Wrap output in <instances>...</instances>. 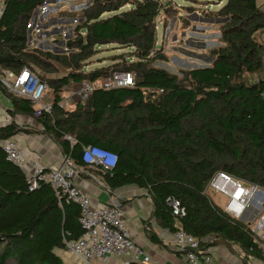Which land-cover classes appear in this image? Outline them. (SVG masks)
<instances>
[{"label":"trees","instance_id":"obj_1","mask_svg":"<svg viewBox=\"0 0 264 264\" xmlns=\"http://www.w3.org/2000/svg\"><path fill=\"white\" fill-rule=\"evenodd\" d=\"M47 1L4 0L0 17V94L11 104V121L0 126V264H65L58 252L83 232L77 204L57 197L48 184L30 190L24 171L7 160L1 143L36 131L15 117L38 123L36 132L83 170L81 179L101 176L112 192L129 185L145 190L159 228L172 235L182 230L202 249L234 245L264 262L250 227L226 215L211 197L219 195L206 189L217 172L264 189V11L258 0H203L217 7L204 14L220 20L219 45L207 52L210 67L179 75L153 66L164 60L155 48L156 20L163 13L166 25L177 15L174 1L162 7L159 0H91L74 14L65 12L83 21L61 54L27 45L31 17ZM180 1L188 3L182 6L187 13L203 2ZM103 46L128 51L86 71ZM24 68L47 84L51 113L35 116L30 100L2 84L5 72L18 75ZM115 72L135 73L134 86L96 90L69 108L58 106L70 87ZM86 146L114 153V168L85 165ZM168 200L178 201L184 214L173 215Z\"/></svg>","mask_w":264,"mask_h":264},{"label":"built area","instance_id":"obj_2","mask_svg":"<svg viewBox=\"0 0 264 264\" xmlns=\"http://www.w3.org/2000/svg\"><path fill=\"white\" fill-rule=\"evenodd\" d=\"M3 3L4 0H0V17ZM134 80L135 73L115 72L93 83L83 82L73 86L69 98L71 102H83L96 90L132 87ZM1 82L8 92L30 100L35 116L51 113L52 103L44 101L47 84L27 68L18 75L5 72ZM262 96L264 98V90ZM71 102L62 99L58 106L65 108ZM1 146L7 160L24 171L30 190L37 188L40 183L48 184L57 197H63L66 202L79 206V223L83 232L77 239L65 241L64 249L58 252L65 264H107L112 258L120 259L122 264L138 261L151 264L150 258L131 239L124 209L118 202L94 208L90 196L81 187L80 174L83 170L73 165L68 156L61 160L58 167L49 168L40 159L26 156L24 150L12 139L2 142ZM82 161L90 168L113 169V161L108 152L97 147H84ZM87 176L94 178L90 174ZM206 189L223 198V211L226 215L251 225L253 241L264 255V189L257 185H245L224 172L214 174ZM168 204L173 215L184 214L178 201L168 200ZM252 207L259 212L257 217L249 214ZM172 241L184 255L187 264H211L208 248H200L198 239L178 230L173 234Z\"/></svg>","mask_w":264,"mask_h":264},{"label":"crops","instance_id":"obj_3","mask_svg":"<svg viewBox=\"0 0 264 264\" xmlns=\"http://www.w3.org/2000/svg\"><path fill=\"white\" fill-rule=\"evenodd\" d=\"M57 1L50 4L45 3L37 9V20L35 26L31 28L30 41L28 40L27 42L30 49L42 47L49 51L58 46L65 48V45L61 44L64 36H68L69 33L72 36V24L75 21H78V23L82 22L80 18H72L61 13L65 8L61 7L62 5H57ZM258 2L259 7L264 11V0H258ZM65 5L67 6L66 9L69 10L68 13H72L77 11L82 3L74 5L65 3ZM207 7L205 8L210 9L211 5ZM58 13L63 14V16ZM61 22L68 25H59ZM56 31H59V33H54ZM261 39L264 41V32L261 35ZM67 40H65V43ZM204 60L207 65L202 67H210L213 58L206 56ZM90 70L92 69L86 71ZM262 74L264 77V59ZM9 109H11V104L0 94V126L11 121L8 114ZM15 121L19 125H26L34 129V131L41 130V126L29 118L15 117ZM36 131L32 134H19L12 140L24 150L26 156L40 159L49 168L58 167L64 158L59 148L51 138ZM80 182L81 187L90 196L94 208L109 205L113 202L123 203L122 208L125 211L131 239L150 258L151 264H187L184 255L173 244V235L166 229L159 228L152 218V205L145 190L129 185L112 192L106 187L105 180L101 176H96L93 179L89 177L82 178ZM211 197L213 200L215 199V196L212 195ZM150 233L154 234L155 238L161 242L157 243L150 240ZM208 250L212 258L211 264H264L262 259L247 255L234 245L227 247L224 244H217L209 247ZM137 263L143 264L140 261ZM94 264L100 263L95 262ZM107 264H122V261L118 258H112Z\"/></svg>","mask_w":264,"mask_h":264},{"label":"rangeland","instance_id":"obj_4","mask_svg":"<svg viewBox=\"0 0 264 264\" xmlns=\"http://www.w3.org/2000/svg\"><path fill=\"white\" fill-rule=\"evenodd\" d=\"M90 1L91 0H58L56 4L62 5L61 7L65 8L63 11H61V13L67 12L68 14L69 10L66 9L67 6L65 5V3L69 5L82 3L77 11H74L75 9L73 10L74 12H72V14H74L75 12H78L88 6ZM159 1L161 2L162 7H165L166 3L169 0ZM172 1H174L176 4L174 7L177 8V15L173 18H169L166 25H164L165 16L163 15V13H160L159 17L156 20L157 35L155 48L158 52V56H162L164 60L155 61L153 63V66L164 69L172 74L179 75V71L181 70H189L207 65V62H205L204 60L206 56H209L207 52L219 45L218 40L220 38V20L206 17V14H204V12L209 9H206L204 7V4H206V2L203 0H199V2L203 1L201 3L197 2L198 6L193 13H187L182 7L187 6L188 3L182 2L180 0ZM216 1L217 0H213V2L215 3ZM210 9L214 10L217 9V7L212 5ZM112 14H108L105 16H109ZM77 23L78 21H75L74 24H72V30ZM59 25L66 26L68 24L61 22ZM61 49L63 50L65 48H61L60 46H58L57 48L51 49L49 51H51L52 53H57L61 51ZM127 51V49H123L120 47L103 46L101 47L100 53L91 59V63L87 67H85V70L104 66L108 63V61H105L104 58L112 55H118ZM203 54L205 55L203 56ZM99 59H103V61H98ZM73 90L74 89L71 87L69 88V90H65L62 98L65 101L71 102L70 98ZM51 98V93L46 92L44 101L51 103ZM71 103H73V101ZM71 103H68L65 108H69L71 106ZM214 201L220 208H223L222 197L215 196ZM249 214L257 217L259 212L255 211L254 207H252L249 210ZM249 226L251 225L249 224Z\"/></svg>","mask_w":264,"mask_h":264},{"label":"water","instance_id":"obj_5","mask_svg":"<svg viewBox=\"0 0 264 264\" xmlns=\"http://www.w3.org/2000/svg\"><path fill=\"white\" fill-rule=\"evenodd\" d=\"M54 1H56V0H49V1L46 2V4H50V3L54 2ZM37 15H38V10H35L33 15H32V17H31L30 23L28 25V40L29 41H30L31 28L33 26H35V23H36V20H37ZM81 21H83V19H81ZM54 33H59V31H56ZM70 37H71V33H69L68 36H64V40L61 41V44L65 45V40L70 39ZM39 49L44 50V51H48V49H43L42 47H39ZM64 51H66V49H63V50L61 49V51H59L57 53H63ZM54 53L57 54L56 52H54ZM198 68H204V67H198Z\"/></svg>","mask_w":264,"mask_h":264},{"label":"clouds","instance_id":"obj_6","mask_svg":"<svg viewBox=\"0 0 264 264\" xmlns=\"http://www.w3.org/2000/svg\"><path fill=\"white\" fill-rule=\"evenodd\" d=\"M109 156L111 157L112 160H114L115 162L112 164V168H114L115 166V163H116V160H117V157L114 153L110 152V151H107Z\"/></svg>","mask_w":264,"mask_h":264}]
</instances>
